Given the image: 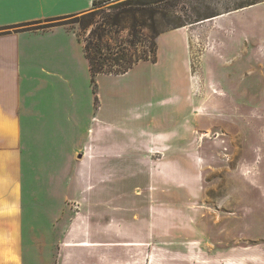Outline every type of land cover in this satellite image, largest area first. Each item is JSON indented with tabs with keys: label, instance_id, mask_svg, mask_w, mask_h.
<instances>
[{
	"label": "rangeland",
	"instance_id": "1",
	"mask_svg": "<svg viewBox=\"0 0 264 264\" xmlns=\"http://www.w3.org/2000/svg\"><path fill=\"white\" fill-rule=\"evenodd\" d=\"M158 7L168 14L157 15L162 23L198 19L185 26L189 72L178 33H166L157 63L100 76L95 90L78 42L70 83L58 73L32 83L36 111L27 148L39 163L25 193L26 264H264V0H163ZM103 16L75 14L37 26L65 24L80 39ZM188 75L191 189L176 190L188 178L173 177L174 163L154 139L138 162L139 183L126 173L121 182L108 178L102 156L94 161L82 146L89 129L107 125L113 145L131 146L140 128L163 126L159 115L177 112L173 103L189 88Z\"/></svg>",
	"mask_w": 264,
	"mask_h": 264
},
{
	"label": "crops",
	"instance_id": "2",
	"mask_svg": "<svg viewBox=\"0 0 264 264\" xmlns=\"http://www.w3.org/2000/svg\"><path fill=\"white\" fill-rule=\"evenodd\" d=\"M93 1L0 0V264H26V253L22 247L27 241V227L30 225H27L25 220V193L28 196L30 194L29 179L32 178L33 163H39L32 162L33 159L27 148L29 129L33 127L32 117L36 111V107L33 108L32 83L40 86L47 82L48 78L45 75L48 73H58L59 80L70 83L75 71L74 67L79 64V51L74 48V42L80 43L86 69L89 70L83 43L72 30L65 24L48 27L37 25L44 23L46 19L85 13L91 9ZM166 33H178L186 53L184 60L187 72H189L191 43L185 26L159 34L156 39L157 54L159 39ZM157 58L155 62L142 61L137 65L145 62L154 65L158 62ZM123 74L96 75V88L98 77ZM189 84L186 92L182 91L183 89L177 91L178 101L173 103L171 110L177 112H170L166 109L164 117L159 115L156 122H165L163 126L147 130L140 128L138 136L131 140V146L120 143L113 145L110 136H106L107 125H103L104 128H102L97 127V124L94 129H89L88 142L82 146L87 145L91 148L94 161L98 155L102 156L103 168L108 178H113L114 174L121 182L122 174L126 173L134 180V184L139 183V177H143L144 169L143 165L139 167L138 162L145 160L150 141L154 139L159 148L157 149L163 151V154H168V162L174 163L170 171L173 177H185L184 182L187 177V183H190L186 185L187 187L185 185L183 187L173 186H176V190L183 195L191 189L193 94L190 76ZM97 94L94 91V106L98 110L100 101ZM160 102L165 105L166 100H160ZM173 115L176 116L173 117ZM76 147L79 148L80 145ZM75 148L67 158L69 162L72 160L71 153ZM27 162H30V166H27ZM49 203L55 204L53 199ZM41 222L43 223L40 224L41 228L44 225L47 226V223Z\"/></svg>",
	"mask_w": 264,
	"mask_h": 264
},
{
	"label": "trees",
	"instance_id": "3",
	"mask_svg": "<svg viewBox=\"0 0 264 264\" xmlns=\"http://www.w3.org/2000/svg\"><path fill=\"white\" fill-rule=\"evenodd\" d=\"M161 1L163 0H94L91 9L81 13L83 15L104 13L103 20H94L88 24L93 27L87 37L79 39L83 43V51L88 59L93 90L96 88V75L123 74L139 62H155L156 39L159 34L198 21L181 20L180 17H176L162 23L157 15L167 17L168 14L160 11L158 5ZM215 16L216 14H211L205 19ZM53 25L57 24H46L43 27ZM144 30L149 32L144 33ZM123 31L126 34L121 35ZM140 45L141 48H138Z\"/></svg>",
	"mask_w": 264,
	"mask_h": 264
},
{
	"label": "water",
	"instance_id": "4",
	"mask_svg": "<svg viewBox=\"0 0 264 264\" xmlns=\"http://www.w3.org/2000/svg\"><path fill=\"white\" fill-rule=\"evenodd\" d=\"M212 18H213V17H212ZM78 157L81 158V157H82V153H80V154L78 155Z\"/></svg>",
	"mask_w": 264,
	"mask_h": 264
}]
</instances>
